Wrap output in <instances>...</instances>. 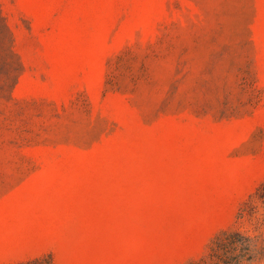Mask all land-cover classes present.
<instances>
[{"label": "rangeland", "instance_id": "rangeland-1", "mask_svg": "<svg viewBox=\"0 0 264 264\" xmlns=\"http://www.w3.org/2000/svg\"><path fill=\"white\" fill-rule=\"evenodd\" d=\"M0 264H264V0H0Z\"/></svg>", "mask_w": 264, "mask_h": 264}, {"label": "trees", "instance_id": "trees-1", "mask_svg": "<svg viewBox=\"0 0 264 264\" xmlns=\"http://www.w3.org/2000/svg\"><path fill=\"white\" fill-rule=\"evenodd\" d=\"M228 245L231 247V248H234L236 245H237V241L235 240H232L228 243ZM223 248V247H222ZM37 263H40V261H37Z\"/></svg>", "mask_w": 264, "mask_h": 264}]
</instances>
